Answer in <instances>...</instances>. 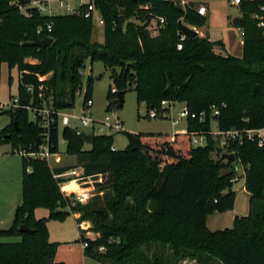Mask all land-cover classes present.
<instances>
[{
	"label": "trees",
	"instance_id": "obj_1",
	"mask_svg": "<svg viewBox=\"0 0 264 264\" xmlns=\"http://www.w3.org/2000/svg\"><path fill=\"white\" fill-rule=\"evenodd\" d=\"M31 1L0 0V68L2 62L17 66L20 104L37 101L43 85L44 96L56 111L73 108L82 92L85 60L90 58L111 69L114 86L107 94L108 110L121 107L118 92L124 95L133 87L138 101L146 104L147 116L156 108L163 115L170 112L161 106L168 100L183 103L197 116L205 113V118H188L186 133H137L135 150L130 145L117 149L108 134H94L86 149L76 130L65 127L67 153L76 157V166L97 188L86 203L73 204L54 178V172L70 167L51 169L47 160L22 155L23 199L14 223L0 229V237L18 240L0 242V264H67L56 261L60 243L50 240L47 222L64 221L77 211L79 222L88 221L95 234L80 231L78 241L88 243L85 255L99 264H176L186 257L196 264H264V144L244 137L224 147L244 168L249 213L236 216L232 227L211 230L207 225L210 214L235 206V172L232 164L217 162L219 145L212 121L220 131L264 127V27L252 17L256 12L264 15L260 9L264 0H242V14L232 19L244 30L241 56L223 54L224 42L209 36H189L178 49V21L202 27L207 16L171 1L94 0L104 19L103 42L92 39L91 18L42 14L28 7ZM142 3L151 6L146 10ZM19 5L28 7L31 15ZM154 16L165 18L156 35L148 26ZM34 35L50 36L53 43L30 46L27 42ZM93 84L90 74L83 104L92 98ZM29 85L33 92L27 90ZM215 108L218 114L213 113ZM1 113L12 117L1 141L16 152L38 149L43 129L26 108ZM192 132L206 135L207 145H193ZM51 141L52 152L57 153V122ZM38 208H47L48 217L37 218ZM21 224L34 233L21 232Z\"/></svg>",
	"mask_w": 264,
	"mask_h": 264
},
{
	"label": "rangeland",
	"instance_id": "obj_2",
	"mask_svg": "<svg viewBox=\"0 0 264 264\" xmlns=\"http://www.w3.org/2000/svg\"><path fill=\"white\" fill-rule=\"evenodd\" d=\"M89 0H66V4H71L77 8L81 2ZM209 12L207 21L202 27L193 26L192 24L183 22L187 25L196 28L200 36H209L211 40H222L224 47L220 49L223 54H231L241 56L243 52V36L238 27L233 25L232 19L240 16L241 10L239 6H233L228 3V0H206ZM57 11L61 14L70 13L65 7L58 8ZM136 23H143L136 18H132ZM148 26L153 35L158 34V30L163 25L158 24L157 18L152 17L148 20ZM92 39L94 41H104V25L99 19H93ZM28 60L36 62V58ZM83 86L82 92L76 95L75 106L70 109H65L61 112L72 115L70 125L77 127L84 132L94 130L95 134L113 135L114 147L124 149L129 146V140L121 131H129L133 133H186L187 120L181 119L177 125L173 126L170 117H177L179 110L184 106L183 103L175 102L170 110L171 114H160L154 118L149 111L147 116V107L145 102H139L137 93L134 88L127 89L124 92V103L121 107H116L108 110L107 94L111 86H114L111 69L107 68L102 61L96 60L93 63L90 58L85 60V68L82 71ZM90 74L94 76V84L92 88L93 107L89 114L94 120L103 122L106 116H110L112 121L115 117L123 123V130H113L105 125L95 124L94 128L83 126L76 118L84 114L83 102L87 85V78ZM46 77V76H44ZM19 91V70L17 66L9 67L8 63L2 62L0 68V103L9 102L10 96H17ZM12 99V98H11ZM30 118L33 114L30 113ZM12 122V117L8 113L0 111V135ZM65 125L62 122V115L59 117V151L51 155L48 164L51 169L58 167L76 166L77 161L74 155L67 153V143L63 138ZM212 135L216 140L219 136L216 121L211 124ZM184 130V131H183ZM177 131V132H175ZM206 137V135H205ZM194 145V144H193ZM200 145H205L200 143ZM85 148L90 149L91 143L85 142ZM224 151H227L224 149ZM233 153V152H232ZM219 154V153H218ZM213 156L217 157L216 154ZM235 175H239V180L234 183L235 191V206L231 212H214L208 216V227L211 230L225 229L232 227V214L236 212L239 216L249 213V195L245 190V181L243 178L244 168L235 160L233 163ZM22 173H23V157L19 152L12 150V145L8 142L0 140V229L8 228L14 223L16 209L21 204L23 199L22 191ZM99 181L104 179L99 177ZM72 187V186H70ZM94 195L97 193L95 186ZM92 200V199H91ZM90 200V201H91ZM49 210L47 208H38L35 211L37 218L48 217ZM81 213L73 212L64 221L49 219L47 222L49 237L51 241L60 243L56 261H65L67 264H99L94 259L87 257L84 253V247L79 240V228L77 226ZM85 231V229H83ZM95 237V234L90 232L88 235ZM18 240L17 237H0V242H8ZM176 264H196V260L186 257L179 259Z\"/></svg>",
	"mask_w": 264,
	"mask_h": 264
},
{
	"label": "built area",
	"instance_id": "obj_3",
	"mask_svg": "<svg viewBox=\"0 0 264 264\" xmlns=\"http://www.w3.org/2000/svg\"><path fill=\"white\" fill-rule=\"evenodd\" d=\"M66 0H32L28 7L37 8L42 14H48V15H55V14H61L57 11L58 8H66L70 13L67 14H79L86 18H91L92 20L97 17L104 25V19L102 17V14L99 9H97L94 0H89L88 2H81L80 6L77 8L73 7L71 4H66ZM137 1V0H136ZM171 1L176 5H179L183 10H186L187 8H192L196 10L199 14L207 16L209 9L206 3V0H167ZM253 1V0H250ZM242 0H228V3L233 6H239L241 4ZM149 3H142L140 4L141 8H144L148 10L150 8ZM21 9L24 10L27 16H30V12L27 10L28 7L25 5H19ZM262 11H264V6H261L260 8ZM252 17L258 21V26L264 27V15L256 12L252 14ZM158 20L159 25H163L165 22V18L162 16H155ZM182 20V19H181ZM51 24L48 25L49 30H51ZM241 35L244 37V30L242 28H239ZM41 29H38V32H40ZM179 35V41L177 43V48L182 49L184 41L189 37L184 32L180 31L178 32ZM41 79H43L41 77ZM27 90L29 92H33V86L29 85L27 86ZM113 91H116V88H113ZM174 103L172 101L163 100L161 102L162 107H169L171 110V107ZM17 107H24L29 111V114H33V118L31 120L37 121L39 125L42 127V142L39 145L38 149H34L30 152L26 150H19L18 152L24 156L27 157H33V158H39L41 160H47L49 161L52 154V147H54V143L51 141V131L54 124H58L59 126V117L62 115V122L65 125V127L72 128L76 130L78 135L83 132L77 127H72L70 125V120L72 118V115L68 113H64L61 111H56L51 105L50 102L47 100V98L44 96L43 91V85L39 86V93H38V100H30L29 103L26 104H20V100L18 96H15L13 99H10L9 102L0 103V111L14 109ZM93 107V100L92 98H88L86 102L83 104V111L84 114L81 116H76L78 120H80L81 124L83 126H92L94 128L95 124L105 125L107 127H110L113 130H123V123L119 119V117H115L112 121L110 116H106L105 121L99 122L94 120L92 117H90V113ZM214 114H218V109L215 108ZM161 114V111L156 109L151 110V115L154 118H157ZM167 114V113H165ZM168 114H171L168 112ZM196 118L199 117L200 119L205 118V113H201L199 116H197L196 113L191 112L187 107L183 106L179 112L178 116L170 117L171 123L173 126L177 125V123L185 118L186 120L188 118ZM91 134H95L94 130L91 132H87ZM213 133V132H212ZM192 142L194 145L199 146L200 143H204L207 145V137H205L204 134H201L199 132H192ZM217 135L218 138V145L219 147H226L233 141H241L244 139V137H247L248 139L256 140L259 145L264 144V127L262 128H254V129H232L227 131H220L218 130ZM200 145V146H205ZM242 166V165H241ZM52 167V166H50ZM28 171H31V168H28ZM244 171V170H243ZM101 177V175H99ZM54 178H56L59 181V185L61 187V190L64 194V196L69 197L73 204L76 203H86L94 196V186H90L94 181L90 179V176L85 175L84 169L81 166H72L66 170H63L61 172H54ZM239 180V175H234L232 178V181L237 182ZM72 186V187H70ZM80 231H83L85 229V235H89L91 231H89L90 223L86 220L78 222L77 224ZM83 247H87V242H82ZM101 250H104L102 247Z\"/></svg>",
	"mask_w": 264,
	"mask_h": 264
},
{
	"label": "water",
	"instance_id": "obj_4",
	"mask_svg": "<svg viewBox=\"0 0 264 264\" xmlns=\"http://www.w3.org/2000/svg\"><path fill=\"white\" fill-rule=\"evenodd\" d=\"M178 24H179L180 31L184 32L188 36L196 37L199 35V31L196 30V28L187 25L186 23L183 22V20L180 19L178 21ZM52 43H53L52 37L47 36L45 38H39L36 35L33 36V40L27 42V44L30 46H37L40 48H45L47 46H50ZM118 96H119V101H120L119 105L123 106V103H124L123 93L121 91H119ZM14 124L16 125V122ZM121 133H123L124 135L127 136L131 149L135 150L138 148L139 140H138L137 133H133V132H129V131H121ZM79 137L84 142L91 143V144L93 143L94 138H95L94 134L87 133L84 131L79 134ZM217 152L220 154V158L217 160L218 163H220L222 161H226L227 164L230 165L236 160V156L234 153L226 152V151H224V149L222 147H218ZM19 229L21 232H27V233H34V231H35L33 228H31L27 224H21Z\"/></svg>",
	"mask_w": 264,
	"mask_h": 264
},
{
	"label": "crops",
	"instance_id": "obj_5",
	"mask_svg": "<svg viewBox=\"0 0 264 264\" xmlns=\"http://www.w3.org/2000/svg\"><path fill=\"white\" fill-rule=\"evenodd\" d=\"M184 131V130H183ZM175 132H177V131H175ZM245 186V185H244ZM245 190H246V188H245ZM246 192L248 193V191L246 190ZM248 195H249V193H248ZM232 210H229V211H227V213L228 212H231ZM236 216H239V214H236V212H234V214H232V222L234 221V219H235V217ZM244 216V215H243ZM207 224H208V222H207ZM80 234V233H79Z\"/></svg>",
	"mask_w": 264,
	"mask_h": 264
}]
</instances>
